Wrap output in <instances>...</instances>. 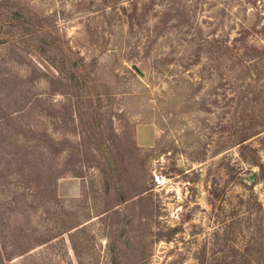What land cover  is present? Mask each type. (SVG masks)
Segmentation results:
<instances>
[{
  "label": "rangeland",
  "instance_id": "1",
  "mask_svg": "<svg viewBox=\"0 0 264 264\" xmlns=\"http://www.w3.org/2000/svg\"><path fill=\"white\" fill-rule=\"evenodd\" d=\"M5 1L49 17L97 100L79 104L81 118L55 92L58 83L38 78L13 45L0 44L4 264H264V130L247 147L234 143L237 87L205 55L192 63L171 30L158 36L153 8L131 25L119 9L125 0L115 11L106 0H0V9ZM61 179L77 184L83 203L62 200ZM117 185L125 197L147 190L99 213L116 203Z\"/></svg>",
  "mask_w": 264,
  "mask_h": 264
},
{
  "label": "trees",
  "instance_id": "2",
  "mask_svg": "<svg viewBox=\"0 0 264 264\" xmlns=\"http://www.w3.org/2000/svg\"><path fill=\"white\" fill-rule=\"evenodd\" d=\"M125 1V5L120 4L119 7L125 14V21L131 25L146 22L153 8V14L149 17L154 18L158 36H164L171 30L176 43H184V51H190L192 63L205 55L218 71L219 78L228 80L233 88L237 87L241 94L234 106L230 125L233 127L234 143L241 148L247 147L246 140L264 130V4L257 3L259 0ZM5 3L6 8L0 9V44L8 42L13 45L19 55L31 65L32 71L37 72L38 78L58 83L55 92L64 95L70 106H73V102L82 118L79 104H95L97 100L90 75L82 62L60 39L48 16L16 2ZM106 4L110 11L116 10V0H106ZM154 4L160 5V8H154ZM150 44L144 45L146 53ZM41 99L44 98L37 95L33 97L34 101ZM68 116L73 117L72 114ZM90 123L94 126V114ZM94 139L96 146L112 165V156L105 142L101 137ZM70 150L65 151V158L70 156ZM243 156L248 163H256L254 157L248 159L246 155ZM81 160L84 162V159ZM108 170L116 178L114 166ZM253 176L251 174L248 178L255 181ZM116 190V203L106 204L99 213L106 212L116 204H123L126 199L147 190V187L137 193H130L127 197L118 185ZM62 200L80 205L84 201V195L82 192L78 195H66ZM79 223L65 226L61 233ZM231 223L229 221L225 226ZM2 248L0 244V264L9 259Z\"/></svg>",
  "mask_w": 264,
  "mask_h": 264
},
{
  "label": "crops",
  "instance_id": "3",
  "mask_svg": "<svg viewBox=\"0 0 264 264\" xmlns=\"http://www.w3.org/2000/svg\"><path fill=\"white\" fill-rule=\"evenodd\" d=\"M141 125H145V124H141ZM147 126V125H145ZM137 132H138V127H137ZM137 135L139 136V134L137 133ZM140 137H139V141H140ZM141 141L144 142V144L149 143V139L147 137L141 139ZM57 192L58 194H68V195H74L77 193L78 191V187L77 184L74 182L73 184H67L64 183L61 179V181H58V186H57Z\"/></svg>",
  "mask_w": 264,
  "mask_h": 264
},
{
  "label": "water",
  "instance_id": "4",
  "mask_svg": "<svg viewBox=\"0 0 264 264\" xmlns=\"http://www.w3.org/2000/svg\"><path fill=\"white\" fill-rule=\"evenodd\" d=\"M131 67L134 71H136L140 76H144L143 68L140 64L132 63Z\"/></svg>",
  "mask_w": 264,
  "mask_h": 264
}]
</instances>
